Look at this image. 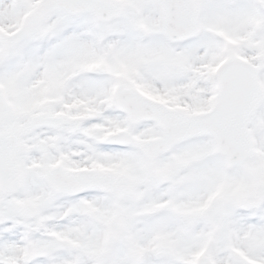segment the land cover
Masks as SVG:
<instances>
[{
  "label": "snow or ice",
  "instance_id": "snow-or-ice-1",
  "mask_svg": "<svg viewBox=\"0 0 264 264\" xmlns=\"http://www.w3.org/2000/svg\"><path fill=\"white\" fill-rule=\"evenodd\" d=\"M0 264H264V0H0Z\"/></svg>",
  "mask_w": 264,
  "mask_h": 264
}]
</instances>
